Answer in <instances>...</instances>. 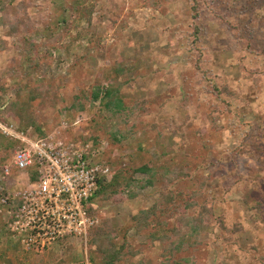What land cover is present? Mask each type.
I'll list each match as a JSON object with an SVG mask.
<instances>
[{"label": "rangeland", "instance_id": "obj_1", "mask_svg": "<svg viewBox=\"0 0 264 264\" xmlns=\"http://www.w3.org/2000/svg\"><path fill=\"white\" fill-rule=\"evenodd\" d=\"M11 1L0 25V109L16 101L25 105L30 88L38 87L29 112L46 138L89 144L99 152L94 162L136 182L129 188L132 199L98 197L91 203L98 221L91 231L109 220L116 246L127 244L129 253L119 263H164L160 238L148 229L138 233L132 217L159 197L157 189L169 180L162 175L181 173L167 188L190 197L202 185L190 215L203 206L213 215L210 225L200 226L197 244L170 264H262L264 0H207L211 6L198 20L188 0H95L90 22L69 8L71 0ZM13 25L27 27L33 49L22 47L19 32L10 35ZM195 25L202 29L196 36ZM193 43L202 48L218 87H229L232 97L216 99L195 84ZM109 83L125 107L121 113L105 109V99L91 100L94 87L104 92ZM17 126L0 122V132L11 127L37 141L33 130L21 133ZM16 149L7 153L11 162ZM148 163L157 174L152 187L147 175L133 173ZM19 177L10 172L7 188L21 189ZM171 227L167 222L165 228ZM68 245L81 261L78 244ZM0 250L13 264L27 261L1 230Z\"/></svg>", "mask_w": 264, "mask_h": 264}, {"label": "trees", "instance_id": "obj_2", "mask_svg": "<svg viewBox=\"0 0 264 264\" xmlns=\"http://www.w3.org/2000/svg\"><path fill=\"white\" fill-rule=\"evenodd\" d=\"M190 2V10L193 13V16L198 20L202 10L205 9V6L210 7L207 3V0H188ZM11 0H0V25L4 22L3 12L11 7ZM95 0H92L90 6L86 5V0H71L69 3V8L75 12L81 14L86 22H90L91 15L93 14V9L95 7ZM28 20L19 23L23 25ZM65 23V21H63ZM27 27L19 29L17 26H11L10 35H16L19 32V35L22 37L21 45L24 49H33V44L26 37ZM200 30L199 27L195 25L193 35H197ZM194 36V37H195ZM235 36H239V33L236 32ZM193 49L192 55L196 60L194 63V70L197 74L195 84H199L204 88L208 93L212 94L216 99H222L223 96L232 97L234 92L229 89V87L222 86L218 87L215 82V77L211 75V71L206 67L207 62L205 57H203L202 48L197 47L194 43L191 47ZM3 49V42L0 40V50ZM259 55L264 57V49L259 52ZM204 59V60H203ZM238 69L246 73V69L239 64ZM117 72H121V69H117ZM105 91L103 92L101 88L94 87L91 100L93 102L102 103V100L106 101L103 103L105 109H107L112 114H118L125 110L121 100L116 97L117 92L110 90L111 83L107 84ZM18 90V89H17ZM38 87L37 89L30 88L28 101L25 105H19V102H12L6 105L4 108L0 109V122L4 124L16 123L17 129L21 133H28V130L31 129L36 133L34 139H44L46 135L44 134L43 126L40 125L36 118H33L29 112V106L31 102L34 101L39 95ZM5 92L4 87L0 86V101L2 100V94ZM112 97H115L114 100H111ZM122 122H124L122 120ZM111 133L112 137L117 141L114 134ZM23 144L20 140H16L12 136H6L0 132V152L4 153V156L0 157V166H9L10 172H15V168L12 165V162L6 158L7 153L14 148H21ZM152 163H148L140 168L133 170V173H140L147 175L148 179L146 180V185L152 187L154 186L155 181L157 180V174L153 172L151 168ZM29 176L31 181L37 179L36 171L30 170ZM181 173H168L162 175V178L169 177L171 179H179ZM171 178V179H170ZM173 180V181H174ZM164 181V180H163ZM162 184L157 192L159 197L154 200L153 205L147 211H140L132 217V222L134 223L135 230L140 233L143 230H150L151 237L154 239L160 238L161 244L163 245L162 257L164 259L163 264H170L172 258L175 254L185 251L190 247H194L197 244V239L200 234V226L206 224L207 226L211 224L212 220V209L209 207H201L197 215H190L195 207L197 206L195 197L199 194V191H202V185L198 188L190 197L180 194L179 197L174 195L171 190L167 188L168 184ZM137 186L136 182L128 177L124 173H118L114 175L110 181H103L99 184V189L96 192L94 198H100L105 201H112L116 199L129 200L132 199L131 192L129 188ZM15 190V189H13ZM12 190V191H13ZM89 202V208L87 210L88 215L95 217V210L92 201ZM17 203H13L9 206H0V230L8 237L12 247L16 252L22 250V245L20 242H14L13 235L9 231V223L14 220V214L17 210ZM216 221H221L217 219ZM150 222V223H148ZM172 222L171 228H165L166 224ZM222 222V221H221ZM154 224V225H153ZM153 225V226H152ZM222 226L221 223L218 224ZM152 226V229L149 227ZM163 226L166 231H163L166 234L159 235V230ZM154 229V230H153ZM115 233L111 228L109 220H105L101 228H98L89 233L88 237V251H89V262L90 264H120L119 262L124 258V255H127V244L123 242L121 246H116L114 243ZM157 237V238H155ZM153 240V239H152ZM65 243V244H64ZM20 244V246H19ZM26 262L18 264H80L81 261H78L76 256L73 255L72 246L68 245L67 241H60L58 246H55L53 250L44 251V252H35L29 251L24 253ZM262 264H264V256H262ZM0 264H13L6 256L4 252L0 250Z\"/></svg>", "mask_w": 264, "mask_h": 264}, {"label": "built area", "instance_id": "obj_3", "mask_svg": "<svg viewBox=\"0 0 264 264\" xmlns=\"http://www.w3.org/2000/svg\"><path fill=\"white\" fill-rule=\"evenodd\" d=\"M1 132L23 144L12 152L21 189L7 188L10 168L0 166V206L18 204L8 224L13 239L21 238L23 253L53 250L60 241L73 242L81 250L80 264H90L88 237L98 221L87 210L100 182L113 178L110 166L94 162L99 152L89 144L49 137L32 141L11 127H1ZM30 170L36 171L35 181Z\"/></svg>", "mask_w": 264, "mask_h": 264}]
</instances>
